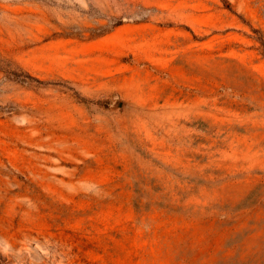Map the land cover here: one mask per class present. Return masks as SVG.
<instances>
[{"label":"rangeland","instance_id":"rangeland-1","mask_svg":"<svg viewBox=\"0 0 264 264\" xmlns=\"http://www.w3.org/2000/svg\"><path fill=\"white\" fill-rule=\"evenodd\" d=\"M0 264H264V0H0Z\"/></svg>","mask_w":264,"mask_h":264}]
</instances>
